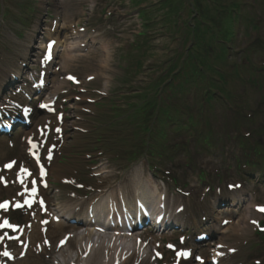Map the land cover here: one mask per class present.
I'll return each instance as SVG.
<instances>
[{"label":"rangeland","instance_id":"rangeland-1","mask_svg":"<svg viewBox=\"0 0 264 264\" xmlns=\"http://www.w3.org/2000/svg\"><path fill=\"white\" fill-rule=\"evenodd\" d=\"M197 1L0 0V79H7L9 72L23 65L39 70L38 57L29 60V52L37 44L43 47L53 21L55 31L65 26L60 32L63 39L68 24L78 21L86 28L82 36L108 42L111 56L105 74L100 73L104 50L96 43L85 50L89 52L85 57L70 63L68 71L81 76V86L63 85L59 91L44 86L42 90L44 96L54 94L55 107L63 112L64 119L62 127L47 131L40 140L42 156L50 152L52 158L47 164L50 188L39 198L41 203L48 198L55 208L56 201L104 183L102 178H115L116 185L131 193L134 174L143 183L151 179L163 190L169 208H176L177 214L178 208L184 209L188 220L180 219L183 222L163 232L144 231L142 235L153 242L157 253H148L144 260L134 255L124 264L169 262L180 234H186L192 243L194 222L203 223L199 231L209 233V239L197 246L204 253L216 242H224L220 264H264V240L260 236L264 213H257L253 207H264V77L259 74L264 67V0H221L212 17L214 23H208L218 37L228 40V58L222 65L215 62L219 46L214 41L202 47L198 44L204 34L203 25L194 32V24L198 20L206 23L207 18H203L205 10L197 6ZM37 31L43 34L38 39ZM192 41L196 50H204L209 64L222 68L227 96L205 102L209 81L218 80L217 74L209 70L206 79L195 82L188 77L179 87L182 76L190 74L186 54ZM63 53L64 49L59 50L56 59ZM63 57L54 62L60 65ZM176 73L180 74L178 78ZM62 74L56 71L50 80L58 81ZM87 74L97 76L85 80ZM27 77L23 76L24 87L7 89L2 97L23 96L24 101H19H31L33 116L42 122L43 113L36 109L40 98L34 99L40 91L33 98L19 93L31 86ZM168 81L173 82L170 87ZM213 90L220 95L217 86ZM88 97L93 102L86 100ZM152 102L160 103L161 113L147 108L146 103ZM163 113L175 120L173 124L161 123ZM145 125L150 126L151 133L141 130ZM26 130L19 127L10 136H0V164L17 159L11 177L17 178L24 162L22 155L28 160L22 140ZM10 140L14 141L13 147L8 145ZM49 145L56 148L48 149ZM236 183L241 186L228 189V184ZM3 185L0 183V199L21 200L22 183L14 182L8 190ZM243 195L247 202L243 203ZM26 207L19 215H15L17 211L8 212L9 223L29 229L40 214H36V208L30 212L29 204ZM52 228L44 236L50 245L45 246L43 254L37 229L32 251L22 264H52L55 253L63 248L58 240L71 232V227L54 233ZM69 245L76 247L73 239ZM4 247L20 250L18 241L7 240Z\"/></svg>","mask_w":264,"mask_h":264},{"label":"bare ground","instance_id":"bare-ground-1","mask_svg":"<svg viewBox=\"0 0 264 264\" xmlns=\"http://www.w3.org/2000/svg\"><path fill=\"white\" fill-rule=\"evenodd\" d=\"M51 24L52 23H50L49 28L51 27ZM67 27L70 32V23L68 24ZM63 28H65V26H63L62 24L60 26V29H58V31H55L52 34L49 32V35H51L49 38L56 39L54 49H58V50L64 49V57L63 59H61V62L59 63L60 65L58 67V70L67 72L71 62L81 60L82 57H85L86 56L85 54L89 52H83L80 48L81 43L83 42L85 43L84 37L80 36L79 33L80 29H77L76 31L70 34L69 32H66V36L63 39L60 36V32L63 30ZM41 36H43V34L41 35V33L37 31L36 39L40 38ZM79 36H80V40L78 38ZM88 43L91 49L92 46L95 43H97V46H100V48L104 50V54L100 59L101 60L100 66L102 68L100 70V73L105 74L104 69L106 68V62H109V58L111 56L108 42L102 40L97 41L93 38H90L88 40ZM35 46L36 47H33L29 52L30 53L28 57L29 60H31V58L39 57L40 52H42V49L41 47L38 46V44ZM25 70H27V68L24 65V67L22 68H17L15 71L9 72L10 74L8 73V75L10 76L7 79L4 78L0 79V88H4V90H7L11 88L14 84H17L19 82L18 79L21 77L23 73H25ZM49 73L51 74V70L49 71ZM57 83L55 82V84L58 86L59 82ZM16 120L18 119L16 118ZM24 169H26L27 171L26 172L21 171V174L19 176L20 182L23 184H25L24 180L26 179V185L22 184V188L24 189L23 191L28 192L26 188L30 189L29 190L30 194L33 195L34 193L32 191L34 186L33 181L35 180V178L29 172L28 167H25ZM106 172L107 171H104V173ZM102 179H105L106 181L104 183L94 186L93 188H91L90 191L85 190L83 193L80 194L73 193L72 195L69 196V198L68 197L63 198V200H61L62 204H60L59 201H57V204L53 209L54 211L56 209L57 212L61 214H57V212H53L52 214H50V216L46 218L47 230L43 235L47 236L51 227H53L51 231L53 233L57 231L59 232L64 231L65 230V225H64L65 220L63 218L64 215H67V213L70 211H76L78 208L81 207V205H85V207H91L97 202L102 204V201H104L103 199L108 200L109 204L111 205L113 199H121L120 197L123 196L125 197L124 205H128V204L132 205L139 201L141 203L142 202L144 203L146 201L148 205L152 207L153 210L155 206L156 210L154 211L155 213L153 216L154 219L157 218V216L162 213L164 216L168 217L167 220L169 221V223L172 224L181 223L183 222L182 220H188L187 215L184 212V209L178 208L177 210H179L178 211L179 213L177 214L176 212H174L176 208H174V211H172V209L169 208V202H167L166 197L163 196L164 194L163 190H161V188L157 184H155L151 179H147L146 182L143 183V180L138 178L137 174H134L133 181L131 183L132 193L129 192L128 190L122 189L119 185H116L114 183L115 178L110 177L109 179L106 178H102ZM10 181H11V185L14 184L15 182L13 178H11ZM6 186L8 187L9 185ZM9 188H11V186ZM131 194L134 195L132 196ZM84 195L88 197H85ZM239 201H240L239 205H241L242 204L241 200ZM242 201L243 203L247 202V198L244 195L242 196ZM219 203L222 205L223 202L219 201ZM230 203L231 201L228 202L227 205H229ZM100 208L103 207L100 206ZM112 209H114V207H112ZM92 211L95 213L96 211L95 208H93ZM119 212L121 214V210H119ZM85 220L88 221L87 218ZM169 223L166 224L165 226L166 228L169 226ZM202 224L203 223L199 224L198 222L196 223L194 222L195 225L194 229H196L195 231L196 234L200 233L199 230ZM88 225L89 226L84 230H82L80 233H78L77 231H73L72 229L71 233L62 236L61 242L64 244V246L55 253V255L52 258L53 259L52 264H124L134 255H137L139 259L144 260V258L147 257L146 256L147 253H152L151 248L153 246V242L146 241L139 234L140 231L144 229V227L136 229L135 233L133 234H128L121 231L118 232L120 226L117 225L110 226L109 228L111 229V232L109 233H106L104 231L101 232L97 231L96 230L97 227L93 226V224H88ZM37 229L40 232V237H42L41 228L38 224H36L35 227L33 226L28 230V234L25 233V236L22 235L20 238L21 244L25 243L23 238L29 239L27 252L32 251L33 248L32 243L34 238L37 236ZM160 230L161 228H157L156 232H160ZM71 239H73L75 242L76 247L74 248L70 247L69 245V240ZM152 241H155L154 238ZM23 258L24 257H22V259H20V257L19 258L16 257V259L14 260L15 264H22L24 260ZM191 263L192 262H190V264Z\"/></svg>","mask_w":264,"mask_h":264},{"label":"trees","instance_id":"trees-1","mask_svg":"<svg viewBox=\"0 0 264 264\" xmlns=\"http://www.w3.org/2000/svg\"><path fill=\"white\" fill-rule=\"evenodd\" d=\"M220 4H221V0H203L202 3H200V0H198L197 6L201 7L202 9L205 10L202 13V15H203L204 19L207 18V22L202 24V22H200L198 20V21H196V24H194V27H193L194 32H195V29L197 28V26L201 27V25H203L202 30L204 31V34H203L201 40L198 42L200 47H202L204 44L210 45L212 41H214V43L219 46L218 52L215 55V62L218 65L224 64L228 58L227 55H228L229 47H228V45L225 44V42L227 43L228 40L222 38V36H221V38L218 37L216 32L213 31V29L211 28V25L208 22L212 21V23H214V19H212V17L216 14L215 12L217 11V7H219ZM212 12L214 14H212ZM193 13H194V8H193ZM196 15L197 14L194 15L195 19H197ZM204 22H205V20H204ZM193 36H194V33H193ZM193 41H192V45H193L192 48H190L186 54L188 56L189 64L191 66L190 74H188L186 77L182 76V78L184 80L182 82H180L179 83L180 86L179 85L178 86L183 87V84L185 81L187 82L188 77H190L189 81L194 80L195 82H198L200 78L206 79V71L209 70V71H213L217 74L218 80L217 81H215V80L209 81L208 84L210 85V87L208 86V88H206L205 93H204L205 102L210 103V101H212L214 99H217V98L220 99V97L227 96L226 89L224 88V85L226 83V75L224 74V72H222V70H221L222 68H218V67L214 68L211 64H209L206 57H205L206 53L204 52V50L202 51V48H199L198 50H196V47L194 46ZM201 51H202V54H201ZM259 74H261L264 77V68L260 69ZM175 75H176L175 77H177V78L180 76L179 73L178 74L176 73ZM168 82H167L168 87H170L171 84H173V82L172 81H168ZM221 83H222V85H221ZM256 83L258 86L260 85L259 80H257ZM214 86H217V89H218L220 95H218L216 92H214V90H213ZM146 101H147V99H145V102ZM146 104H147V108L152 107V108L157 109V111H159V113L162 112V108H160L161 105L159 102H156V103L152 102V103H146ZM163 114H164V116L161 117V115H160V118H159L161 123H163V125H165V126L173 124L172 122L175 120L172 117H170L167 113H163ZM142 115H144V117H145V113L142 112ZM155 116H156V113H155ZM144 117L141 118L143 121H144V119H146ZM244 120H246V119H244ZM141 130L147 131L148 133H151V131H152L150 126H147V125H145L144 127H141ZM255 149H256V147H254L253 150H255Z\"/></svg>","mask_w":264,"mask_h":264},{"label":"snow or ice","instance_id":"snow-or-ice-1","mask_svg":"<svg viewBox=\"0 0 264 264\" xmlns=\"http://www.w3.org/2000/svg\"><path fill=\"white\" fill-rule=\"evenodd\" d=\"M11 166H12L11 164L7 165V167H11ZM21 171L22 172H26L27 170L26 169H21ZM230 187H232V186L230 185ZM32 191L35 192V189H33ZM26 203H27V201H26ZM6 206H7V202H5L4 204H0V207H6ZM259 210L264 211V207L260 208ZM253 223H255V221ZM5 225H7L8 227H13V225L8 224L7 221H5ZM3 226L4 225H0V227H3ZM169 247H171V245H169ZM189 254L190 253L187 252V251L178 253V255H183V256H188ZM4 255L8 256L9 253L8 252H4ZM197 259H199V257H197Z\"/></svg>","mask_w":264,"mask_h":264}]
</instances>
